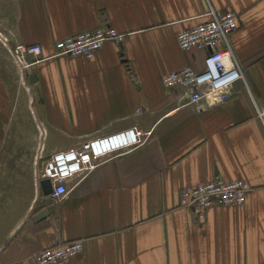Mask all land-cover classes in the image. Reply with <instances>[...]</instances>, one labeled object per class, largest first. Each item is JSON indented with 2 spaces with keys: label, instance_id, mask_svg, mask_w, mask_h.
<instances>
[{
  "label": "crops",
  "instance_id": "crops-1",
  "mask_svg": "<svg viewBox=\"0 0 264 264\" xmlns=\"http://www.w3.org/2000/svg\"><path fill=\"white\" fill-rule=\"evenodd\" d=\"M229 10L243 79L200 112L162 78L204 69L208 52L182 50L177 35ZM102 26L126 41L93 59L57 53L56 41ZM19 43L41 57H18ZM260 110L264 0H0V264H37L41 250L79 239L72 264H264ZM133 127L152 135L71 179L64 199L47 194L52 153ZM218 177L250 182L243 206L181 205L186 187Z\"/></svg>",
  "mask_w": 264,
  "mask_h": 264
},
{
  "label": "built area",
  "instance_id": "built-area-1",
  "mask_svg": "<svg viewBox=\"0 0 264 264\" xmlns=\"http://www.w3.org/2000/svg\"><path fill=\"white\" fill-rule=\"evenodd\" d=\"M238 14L229 10L223 13L212 12V18L177 35L182 50H206L208 52L204 69L196 71L192 67L172 71L163 76L166 88L181 87L188 95L187 105L194 106L200 112L224 103L235 83L243 79L240 65L234 56L230 37L239 30ZM114 41L121 44L126 36L117 29L102 26L95 30H85L76 35L62 38L55 43L58 54L69 57L93 59L104 45ZM14 53L20 58L38 59L42 55L39 44L19 43ZM231 64L227 67L226 63ZM264 121V110L259 111ZM151 131L144 132L137 127L119 131L111 135L98 136L84 142L78 148L59 150L52 153L44 162L40 178L52 182L49 196L60 201L68 191V182L75 177H86L95 171L104 161L111 160L146 143ZM253 190L245 179L227 181L218 177L207 183L186 187L181 194V205L208 210L216 205L243 206L247 195ZM84 240H73L45 248L34 257L37 264H72L84 252Z\"/></svg>",
  "mask_w": 264,
  "mask_h": 264
},
{
  "label": "water",
  "instance_id": "water-1",
  "mask_svg": "<svg viewBox=\"0 0 264 264\" xmlns=\"http://www.w3.org/2000/svg\"><path fill=\"white\" fill-rule=\"evenodd\" d=\"M33 78H36L35 75H32V76H31V80H32ZM48 182H49V179H48V180L46 179V180H43L42 183H43V184H46V183H48ZM51 186H52V185H50V187H51ZM51 191H52V190L50 189V190L48 191L47 194L51 193ZM40 214H41L40 216H43L44 214H47V211H43V212H41Z\"/></svg>",
  "mask_w": 264,
  "mask_h": 264
},
{
  "label": "bare ground",
  "instance_id": "bare-ground-1",
  "mask_svg": "<svg viewBox=\"0 0 264 264\" xmlns=\"http://www.w3.org/2000/svg\"><path fill=\"white\" fill-rule=\"evenodd\" d=\"M226 64H227V65H226L227 67H229V68L231 67L230 62H229V63L227 62Z\"/></svg>",
  "mask_w": 264,
  "mask_h": 264
}]
</instances>
